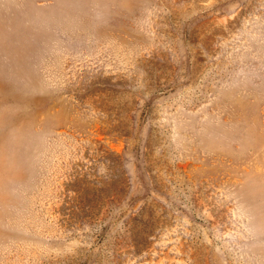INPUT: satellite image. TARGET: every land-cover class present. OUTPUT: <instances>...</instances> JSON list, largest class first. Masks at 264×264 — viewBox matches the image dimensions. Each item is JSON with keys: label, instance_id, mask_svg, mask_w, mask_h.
Returning a JSON list of instances; mask_svg holds the SVG:
<instances>
[{"label": "rangeland", "instance_id": "374dc122", "mask_svg": "<svg viewBox=\"0 0 264 264\" xmlns=\"http://www.w3.org/2000/svg\"><path fill=\"white\" fill-rule=\"evenodd\" d=\"M0 264H264V0H0Z\"/></svg>", "mask_w": 264, "mask_h": 264}, {"label": "trees", "instance_id": "16d2710c", "mask_svg": "<svg viewBox=\"0 0 264 264\" xmlns=\"http://www.w3.org/2000/svg\"><path fill=\"white\" fill-rule=\"evenodd\" d=\"M80 191H81V190H80ZM80 191H79V190L74 191L75 194H76V197H75V199H74L75 201H76L77 198H79V196H80V195H79V192H80ZM81 199H83L82 201L84 202L85 207H88V208H91V207H92L91 205H88V204H87L88 200H85V198H81ZM89 212H90V211H89Z\"/></svg>", "mask_w": 264, "mask_h": 264}]
</instances>
